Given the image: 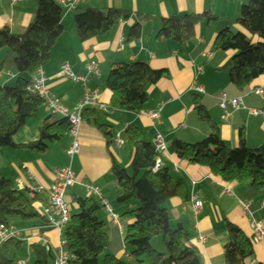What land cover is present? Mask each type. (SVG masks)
<instances>
[{
	"label": "crops",
	"instance_id": "0c3cea01",
	"mask_svg": "<svg viewBox=\"0 0 264 264\" xmlns=\"http://www.w3.org/2000/svg\"><path fill=\"white\" fill-rule=\"evenodd\" d=\"M5 1L0 4V28L8 29L13 35L23 34L34 16L37 0H21L11 10L4 8ZM72 1L64 0V3L68 5ZM90 2L93 6L86 7ZM243 5L245 3L239 0H89L77 5L74 11L117 10L129 12L130 18L120 22L108 34L81 44L75 27L70 32L71 37L67 38L65 27H70V24L66 23L64 16L70 13L63 15L61 37L51 49L49 62L40 70L45 80L44 89L68 112L79 105L84 90L97 92V103L104 110L91 111L97 113V123L108 127L113 138L120 135L124 146L119 150L113 147L107 150L101 135L82 122L77 138L78 155L72 160L66 155L70 148L67 136L56 144L48 145L43 154L22 149L21 147L38 140V130L49 117L42 110L36 120L28 122L14 136L13 144L17 149L0 151V176L16 189L20 179L27 187H34L36 182L46 191L52 186L56 171L70 169L76 183L67 192L70 193L72 201L74 198L88 199L84 190L78 186L82 184L97 189L105 204L108 200L116 203L120 193L109 176L110 156L119 168L127 174L131 173L132 148L126 143L122 132L132 127L140 131L144 140L150 144L159 136L166 149L161 158L163 168L169 171L173 179L182 183L187 197L186 202L174 199L164 205L169 226L172 230L180 226L187 233V247L194 252L200 264H223V251L228 243L225 224L236 227L250 239L248 219L238 205L246 192V186L224 184L220 179L212 177L208 170L180 162L172 155L171 144L179 142L193 145L207 137L208 126L200 122L193 113L192 100L198 98L217 129L221 142L227 148H238L240 135L247 149L264 147V99L250 95V92L258 89L264 92V77L253 82L244 93H239L229 84L227 74L221 70L231 55L219 56L213 51L216 37L225 30L230 33L234 30L249 39L239 27L230 23L238 18ZM204 14L217 21L200 22L195 27L193 40L176 45L157 39L162 20ZM134 26L140 27L139 40L127 42L128 32ZM257 42L258 40H251V44ZM206 53L213 55L212 60L201 57ZM4 56L5 54L0 63ZM122 64H144L153 72L164 73L163 78L148 90L146 111L139 116L109 109L110 94L104 87L105 80L113 66ZM89 66L97 67L99 78L88 76ZM63 67H67L72 76L84 79L85 83L74 84L61 77ZM15 78L12 73H0V86L8 87L14 83ZM194 84L202 88L203 96H195L190 92ZM221 93L231 100L242 98V104L247 111L259 112L263 116L251 117L248 112L239 110L233 112L231 118L224 122L223 114L215 101V97ZM156 112L159 113V119L153 122L149 119V114ZM191 194L197 196L202 204L196 221L191 216ZM46 199V194L40 196V204L45 205ZM249 202L252 204L253 218L264 228V193ZM126 207L127 205L121 206L119 211H127ZM9 225L12 226L11 223ZM123 225L122 231L107 226L110 230L109 242L111 241L107 248L112 256L122 260L126 259L123 240L128 223L123 221ZM12 227L21 233L20 239L6 244L4 249L2 247L1 256L4 257L8 248H13L17 252L24 251L25 257L29 258L24 264H33L30 247L38 245L44 250L48 248V252H45L51 256V264H54L59 242L57 232L47 230L42 219L31 223L20 222L16 228ZM198 235L204 236L205 244L198 242ZM253 254V259L245 264H264V242L253 245Z\"/></svg>",
	"mask_w": 264,
	"mask_h": 264
},
{
	"label": "trees",
	"instance_id": "16d2710c",
	"mask_svg": "<svg viewBox=\"0 0 264 264\" xmlns=\"http://www.w3.org/2000/svg\"><path fill=\"white\" fill-rule=\"evenodd\" d=\"M129 18V12L89 9L75 14L73 25L78 41L85 44L108 34ZM62 19L63 10L58 0H37L34 16L23 34L13 35L8 29L0 28V51H6L0 73L16 76L13 87L0 86V151L17 149L13 144L14 136L28 122L36 120L43 110V101L28 91L29 77L49 62L51 49L62 34ZM202 21L210 23L217 19L204 14L162 20L157 39L183 45L194 39L195 27ZM230 23L239 27L249 39L225 30L216 37L213 51L219 56L231 55L221 70L227 74L229 84L244 93L253 82L264 77V0H245L238 18ZM139 37L140 27L134 26L126 40L134 42ZM254 38L258 40L257 44H251ZM163 76V72H153L144 64L113 66L104 84L110 94L109 109L135 116L143 114L148 103V90ZM192 107L199 121L208 126L209 133L197 144L172 143V155L180 162L208 170L224 184L246 186L241 200L252 201L264 193V147L249 150L240 135L238 148H227L200 99L193 98ZM96 117V112L87 110L82 113L81 121L96 130L105 141L106 149L111 150L114 138L110 129L99 125ZM69 129L67 120L49 116L38 130V140L21 148L43 154L48 145L66 137ZM122 135L132 148L131 174L129 176L119 168L110 156L109 176L120 193L116 204L125 206L134 201L138 206L120 217L128 223L123 247L129 261L109 255L104 256L101 264H200L187 247V233L180 226L172 230L164 210V205L171 200L186 202L182 183L173 179L167 169L152 173L156 155L152 144L144 140L140 131L128 127ZM38 200L30 199L27 192L18 191L0 176V226L8 225L12 220L22 223L41 220L33 210ZM73 201L76 214L70 216L62 236L65 252L71 258L68 264H99L110 238L109 228L99 220L103 206L93 198H74ZM225 230L228 243L223 251V264L251 261L254 256L251 240L228 223ZM156 239H161L163 253H157L151 247ZM30 252L33 264L53 263L42 246L32 245ZM0 264L13 262L5 260L0 253Z\"/></svg>",
	"mask_w": 264,
	"mask_h": 264
},
{
	"label": "built area",
	"instance_id": "2783aa9c",
	"mask_svg": "<svg viewBox=\"0 0 264 264\" xmlns=\"http://www.w3.org/2000/svg\"><path fill=\"white\" fill-rule=\"evenodd\" d=\"M4 0H0V4H3ZM89 0H73L70 4L66 5L64 0H58V5L63 10V15H67L75 10L76 6L84 3ZM91 1H101V0H91ZM21 3V0H6L4 4V8L6 10H11L17 5ZM201 57L204 60H212L213 55L206 53L202 54ZM88 76H92L94 78H99L98 70L96 66H89L87 68ZM200 73V70H198ZM9 76V74H6ZM60 76L70 80L74 84H84V79L77 78L72 76L67 67H63L60 72ZM45 80L43 78L42 72L39 70L32 74L29 77V87L28 91L30 94L38 97L43 101V110L49 116H54L59 119L67 120L69 124V132L67 137L70 140V148L66 151L67 157L72 160L75 156L78 155V133L81 127L82 121L81 116L82 113L87 110H104L103 106L97 103V92H89L84 90V94L81 102L75 109L71 112L66 111L60 105L59 101L55 98L48 95L46 90L44 89ZM84 86V85H83ZM190 92L195 96H203L204 92L201 87L196 84L191 87ZM250 95L258 98L260 100L264 99V92L261 89L254 90L250 92ZM216 105L218 109L222 112L224 122L228 121L231 118V114L233 112L242 110L248 112V116L251 117H262V113L255 111H247L243 104L242 98L237 99H229L225 94H218L215 97ZM149 119L151 121H157L159 119V113H150ZM124 143L121 140L120 135H116L113 139V148L115 150H119L123 148ZM152 146L154 148V152L156 155L154 166L152 168V173L158 172L163 168L161 158L165 154V146L163 144L162 139L159 136H156ZM76 186L74 175L70 169L66 170H58L54 173V182L52 186L48 190H44L38 186L36 182H34V187H27L22 180L17 181L18 191L27 192L30 199H36L43 194H46V204L41 205L39 200L34 204L33 210L40 217L45 224V228L47 230L55 231L59 234V242L57 247L56 259L54 264H68L71 258L65 252V243L63 241V231L67 227L70 221V215L68 213L67 205L64 202L65 195L67 192ZM84 192L86 193L88 198H93L97 202H99L107 211L109 215L111 212L109 208L106 206L105 202L102 200L99 192L94 187H89L86 185H78ZM189 203L191 205V216L194 221H196L199 212L201 211L202 204L197 196L191 194L189 198ZM238 205L243 211L245 217L248 219V227L250 230V240L253 245L264 242V228L262 224L255 221L252 213V204L249 201L239 200ZM113 225L118 231H122L121 226L116 217H113ZM21 233L16 231L11 225H2L0 226V249L6 244L17 241L20 239ZM197 240L200 244H205L206 239L202 235H198ZM45 251L48 252V248H45ZM24 264V263H19Z\"/></svg>",
	"mask_w": 264,
	"mask_h": 264
},
{
	"label": "rangeland",
	"instance_id": "374dc122",
	"mask_svg": "<svg viewBox=\"0 0 264 264\" xmlns=\"http://www.w3.org/2000/svg\"><path fill=\"white\" fill-rule=\"evenodd\" d=\"M239 1L245 3V0H239ZM91 4L92 3L90 2L89 4L86 5V7L93 6ZM79 12L80 11H73L68 16H66V17L64 16V19L66 18V23L68 22L70 24V27H68V26L65 27L66 36H67L68 39L71 37V33L70 32H71L72 28H74V26H73V17H74L75 14H77ZM231 34L232 35H236L237 32L233 30L231 32ZM254 39L257 40L256 38H254ZM257 43H255V44H257ZM5 52H6L5 50L0 51V59L5 54ZM13 86H14V83L12 82L8 87H13ZM130 174H128V175L130 176ZM64 202H65V204L68 207V213H69V215L70 214L75 215L76 214V207H75L74 202L72 201V198H71L70 193H67L66 194L65 199H64ZM106 205L108 206V208H109V210L111 212V215H109L107 213V211L105 210V208L102 207L101 213L99 215V220L101 222H103L106 226H108V227H112L113 226L112 228H115L112 222H113V217H116L117 220H118V222H119V225L122 227V229L124 228V225H123V221L120 219L121 215L123 213H125V212L129 213L131 211L136 210L137 209V206H138L136 202L131 201V202L127 203V207L126 208H128V210L127 211L125 210V211H122L121 212V211H119V209H121V206L117 205L115 202L114 203H111L108 200V201H106ZM10 223L15 228H16V225L17 224H20V222L18 220H12ZM110 243H111V241L109 242V244ZM151 247L157 253H163L161 239L154 240L151 243ZM123 251H126V248L123 247ZM109 255H111V252L109 251V248H107L104 251V253L101 255V257L99 258L98 263L101 264L104 256H109ZM4 258H5V260L12 261L13 264H17V263H20V262L25 263L27 259L29 260V258L25 257L24 251L17 252L13 248H8V251L5 252V254H4Z\"/></svg>",
	"mask_w": 264,
	"mask_h": 264
}]
</instances>
